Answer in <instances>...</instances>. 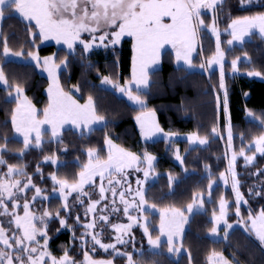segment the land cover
I'll return each mask as SVG.
<instances>
[{
    "label": "snow or ice",
    "instance_id": "snow-or-ice-1",
    "mask_svg": "<svg viewBox=\"0 0 264 264\" xmlns=\"http://www.w3.org/2000/svg\"><path fill=\"white\" fill-rule=\"evenodd\" d=\"M250 0H241V3H247ZM222 0H0V18L5 14V7L14 10L23 20L34 22L35 28L39 30V36L43 40L54 39L59 44L67 45L72 50L74 43L79 42L83 45L84 52H88L94 46L109 47L120 43L121 38L128 36L133 41V71L132 81L137 85V93L141 86H148V69L159 62L161 50L165 45H170L175 51L177 61H183L189 67L193 66V54L197 50L198 42L203 39L202 32L206 29L212 36L216 37V49L214 55L205 63L200 65L201 68H212L213 65H220V89H225V71L224 60L225 51L220 46V33L217 26V18L213 15L212 22L206 24L202 18V10H208L215 13L217 5ZM167 21V22H166ZM230 29L232 39L228 41L229 45L235 40H242L248 36L253 30H258L259 34L264 37V13H258L252 16H242L232 19L227 25L226 31ZM31 32V29H30ZM82 33H88L91 40L81 38ZM99 34V35H97ZM97 41L99 43L97 44ZM107 41V43H105ZM20 58L22 52H13L4 43L3 56ZM27 56L37 62L40 66V59L37 53L28 52ZM239 57L231 61V70L233 73L239 71ZM44 71L48 72L49 79L52 83L48 89L49 103L44 109L43 119L38 118L37 110L32 106L27 97L23 96V88L19 85L15 86L16 108L12 111L11 122L16 133L23 137L24 149L33 146L31 139L32 133H35V147H40L42 143V125L51 126V135L55 139L60 134V129L65 124H72L77 129H86L92 131L90 125L102 122L103 116L95 113L92 97L89 96L85 104L81 105L72 98L71 95L64 92L59 85L56 77L57 69L67 66L66 61L56 64L53 57H45L43 59ZM207 65V68H206ZM248 76H261V72L250 70ZM102 83L112 84L119 92L124 93L127 98L141 108L145 106V101L140 94H133L126 83L124 87L105 76ZM0 84L10 87L7 78L2 69H0ZM78 90V89H77ZM12 93L9 92V96ZM247 95V94H246ZM224 111L228 112V98L225 91ZM248 116H253L248 112ZM154 113H142L136 117L137 123L140 125L141 134L145 138H150L156 132L161 131L155 124ZM260 122L264 124V119ZM213 135L218 134V129H212ZM228 149L232 150L233 134L231 126H228ZM172 134H166L167 136ZM190 144L198 142L201 145L207 144V137H199L195 133L188 136ZM105 144L108 146V154L106 159L100 158L97 149L89 148L87 150L88 161L84 163L78 178L75 182L70 183L66 179H60L55 173L51 174L53 182V194L59 192V199L63 202L61 208L56 210L55 216L45 208L42 214H37L31 210V205L38 199L50 200L52 196H42L43 190L33 184L31 176L26 177V181L16 179L17 176H25L23 167L16 165H7L6 172H0V264H113L112 259H94L87 250L91 237L92 252L96 251V246L104 252L112 250L114 256L126 257V264H140L139 261L133 259L130 252H121L117 248V244L127 245L129 240L124 237L128 236L133 224L139 223L141 217H135L130 214V210L138 213H144L149 209H154L155 205H147L145 199V190L143 180H137L138 187L133 190L131 185L125 187L127 177L125 170L135 168V171H143L145 180L148 179L153 172V161L155 157L148 153L144 154L143 161L136 154L126 151L114 145L108 137H105ZM254 145L255 152L247 155L246 150L242 147L238 153L243 157L245 166L251 165L255 160V154L264 155V134L255 137L251 144L247 146V151L252 150ZM3 146L0 145V151ZM23 152V150H22ZM227 158V156H226ZM51 160L52 164H57L54 157H45V160ZM176 159L183 162L177 153ZM237 153L233 154L228 162L227 173L232 178V190L235 194V215L241 217V204H247L243 195L239 191V181L235 171V162ZM146 163L147 168H141L139 165ZM6 161L0 155V165H5ZM207 167V166H206ZM39 172V167H37ZM260 174V170L255 173ZM100 178L99 199L92 200L91 193L85 190V186L95 189L94 178ZM111 177V178H110ZM117 177H123V180ZM174 177L169 176V184L171 185ZM220 179L227 184L226 173H220ZM107 180V184L104 181ZM215 181L209 177L208 188L211 190ZM35 189V194L31 201L27 199L26 193ZM252 191L251 189L249 190ZM111 192L112 200L110 204H106L99 209L100 213L105 211L118 212L116 198L118 196L119 203L123 205L124 215L130 221L129 224H113L111 227L117 233L114 237L115 243H104L101 240L103 229L94 231L97 224L95 213L98 211L97 206L107 199L106 193ZM72 193H76V204L83 205V197H89V202L85 208V216L93 214V219L89 223L83 225L85 232L81 234V248L83 251V260L77 261L69 255V250L65 249L59 257L55 256L48 248L49 237L47 233L48 222L51 219H59L61 228L68 227L66 219L60 216L61 211L71 215L75 205H70L68 198ZM256 195L261 193L257 192ZM211 192H209V196ZM131 197V200L128 199ZM23 199V214L20 215L17 209L21 207L20 200ZM138 201V202H137ZM203 208L205 201L202 196L194 194L193 202L187 206L189 213L194 211V206ZM229 202L223 197L219 200V215L214 210L211 217L212 228L211 234H216L218 226L223 223L225 225V236L227 229L233 227L228 223L226 216L228 214ZM7 218V219H4ZM99 221L105 224L109 222L108 215H99ZM39 222L42 227L37 226ZM76 222H80V217H76ZM188 222V218L184 212L177 208H169L160 210L159 233L155 239L149 233L146 224H139L143 229L144 235L148 237V244L152 248L161 247V237H167V245L169 253H179L181 247L176 245V239L183 231L184 225ZM241 223L245 231L255 235L256 239L264 246V208L258 213L253 214L251 210L248 213L247 220L241 218ZM59 231V229L57 230ZM43 239V243L40 239ZM75 239V235L73 236ZM134 240V237H131ZM191 264V257H189ZM208 264H230L222 253L213 252L208 257Z\"/></svg>",
    "mask_w": 264,
    "mask_h": 264
},
{
    "label": "rangeland",
    "instance_id": "rangeland-1",
    "mask_svg": "<svg viewBox=\"0 0 264 264\" xmlns=\"http://www.w3.org/2000/svg\"><path fill=\"white\" fill-rule=\"evenodd\" d=\"M251 7L259 8V10L256 12H253V13H252L253 9H250L251 12H249V13L243 12V14H242V12H240V10H242V9H247V8H251ZM225 10L229 14H226ZM202 12H203L202 18L205 20L206 24H210L212 22V18H213L214 14L217 18V26H218V30L220 33V46H221L222 50L225 51V60L223 62L225 74H227L229 76L235 75V74L248 76L247 75L248 71H242L241 72V70H239L236 73L232 72L231 61L233 59H236L237 57L231 56V54H229V53L231 50L241 47L246 41H250V40H252L254 43L258 44L257 48H261L264 51V37H262L259 34L258 30H253L250 35L243 37L242 40H235V41H233L232 45H229L228 41L232 39V36L230 35L231 30L228 29L226 31V29H227V25L231 22L232 19L239 18L242 16H252V15H256L258 13H264V0H250V2H247L244 4L241 3V0H227V3H225L224 10L222 13H213V12L208 11V10H202ZM216 12H217V10H216ZM8 13L16 16L18 19H20L22 22H24L26 24H29V23L34 24V22H29V21L23 20L22 17L19 16V14L14 12V10L9 9ZM239 13H241V14H239ZM1 20H2V18H0V26H1V22H2ZM221 20H222L223 26L220 25ZM34 26H35V24H34ZM0 33H1V31H0ZM36 33L39 36V30L38 29H36ZM206 33L209 34V37H210V38L208 37V41H209L208 46H209V48H211V52L208 53L207 56L205 55V53H202L203 52L202 48H201L202 41H199L198 45H197V50L193 54V55H195V54L199 53L200 57L203 59L202 63H205V64H206V61L214 55L215 49H216V37L212 36L210 32H207L206 29L202 33L203 36L206 35ZM83 35L84 36L86 35L88 38H90L88 40H91V36L88 33H82L81 36H83ZM122 38H129L132 41V38L128 37V36H125ZM2 40H3V42H5L4 37ZM88 40L86 39V41H88ZM211 41H212V43H211ZM8 43L7 44H8L9 49L13 52H17L16 49L18 48L17 46L19 45L18 41H14V42L8 41ZM98 43L99 42H97V44ZM47 44H54L55 47L63 48V49H65L66 52H71L73 50V49L72 50L68 49L67 45L63 44V42L58 44L56 42V40H54V39L43 40L39 36L38 44L35 47L34 51H32L34 53H37L39 56V59H40V66L39 67H37V62L34 60H31V58H29L28 56H21L20 58H16V57H13L10 55V56L5 58L3 56V50H2V55H1L2 57L0 56V69L3 70V72L7 78V81H8V85L10 87H6V86L0 84V88H2L4 90V92H2L0 94V100L13 102V104L11 106V115H12V111L16 108V93L14 91V88L17 85L13 84L14 81H13V79H11L9 77L8 72H7V66L3 65V62H5L7 60H12L14 62H19V63L33 64L34 66H36L37 71L46 79V86L44 89L45 103L42 107L36 106L33 103V101L31 100V98L26 96L24 91H23V96L27 97V99L31 102L32 106L37 110L38 118L43 119L44 109L47 108L48 103H49L48 89H49L50 84L52 83V81L49 79L48 72L44 71L43 59L45 57L51 56L54 58V61L56 64H60L61 61H65L63 59L56 61L54 53L47 54V55L39 54L37 51V48L40 46H43V45H47ZM75 44H79V42L74 43V46H75ZM132 44H133V41H132ZM168 46H170V45H168ZM93 48H97V46H94ZM171 49H172V47H171ZM132 50H133V45H132ZM172 51H173L172 52L173 54L169 53L168 56L173 57V59H174L173 65L176 67V70H174L171 73V79L168 82V84H170V85L181 84L184 87L189 86L191 88L196 87V85L199 83L200 78L194 77L195 75L190 74V73L197 71V69L201 68V67L199 65L197 66L195 64H193L192 67H189L182 60L177 61L175 51L173 49H172ZM239 58L242 61L247 60V58L244 55H240ZM132 62H133V58H132L131 63ZM206 68H207V65H206ZM61 70H64V66L57 69V71H56V77L59 81L60 88L64 92L71 95L72 98L77 101V103H79L81 105L85 104L88 100V97H89L88 94H86L87 95L86 98H84L83 100H80L78 98L79 93H78L76 86L69 87V91L65 90L62 87L61 81L59 79L60 78L59 74H60ZM184 70H185V73H184ZM201 70L203 71L205 76L209 72L214 71L215 73L213 74V76L215 78H218V80L220 79V65L219 64L213 65L212 68H208L207 70H205V68H201ZM256 71H258V70L256 69ZM131 72H132V68H131ZM248 77L256 78V79L264 81V75L263 74L259 77H256V76H248ZM103 78L101 79V81L99 83V86L101 88H104V89L109 90V91L112 90L113 95L115 97L122 99L124 101V103H126L128 106H131L132 108H134V110L136 109V113L132 116L135 128L138 132V137H139L136 142H137V146H139V144L143 145V146H141V148L137 149L136 151H132L130 147L129 148L124 147L123 145H121L120 143H118L115 140L116 134L111 133V132H108L105 134V132H107L109 130L107 128V125H109V124L111 125L113 123V120L111 121L109 119L111 117V115L113 114V112H108L107 115L105 113H102L101 110H102L103 106L102 107L100 106L98 108L97 103H95L94 98L91 96L92 100H93V105H94L96 115L103 116L104 120L102 122L90 125V127L92 128V130L102 129L103 130V137L99 138L100 139L99 142L97 139L96 144L93 143L90 147L82 149L81 152L75 151V149H73V151H75L74 152L75 158H73L71 161L74 162L77 165V167H73L71 170V169H68V167L66 166L67 170L65 169L66 171L64 170L62 172L61 168L58 167V165L61 164L62 162H60L61 160L58 159L60 157L56 156L57 153H55L56 149L54 146H52L51 148H49V146H43L42 147L44 153L43 154L41 153V155H40L41 159H39V161L35 167V162L37 160V156H35L33 151H32L35 148V146H34V144H35V139H34L35 133H32L31 139L33 140V146L28 148V149L31 148L30 149L31 150V153H30L31 157L28 161V165H23V163L21 161H16L15 163L11 162V165H16L17 167H23L24 173L26 174L25 176H17L15 178L21 179L22 181H26L27 176H31L30 174H32V176H33V168L34 167H35L34 174H38L36 170H37V167H39V171L41 173L40 178H43V180H41V182L38 183L37 179L35 180L32 177L33 184H35L37 187H39L43 190L42 196H48V193L50 191H53V182L50 178L51 174L55 173L58 176V178L66 179L70 183L75 182L76 179L78 178V173L80 172L83 164L87 163V161H88L87 150L89 148L97 149V152H98V155L100 156V158H102V159L107 158L108 146L105 144V137L106 136L108 137V139H110L112 141V143L114 145L118 146L119 148H123L126 151L132 152V153L136 154L137 156H139L141 158V161H143L145 153L150 154L151 156L155 157V159L153 161V172L150 173L148 179L145 180L143 171L137 172V171H135V168H129V169L125 170L127 182L125 183L124 186L127 187L128 185H131V188L133 190H135L138 187V185L136 183L138 179L145 181L143 187L145 190V199L147 201V205H155V208L149 209L148 211H146L142 214L138 213L135 210H130V214L132 216H135V217H141L142 216L143 218L139 219V223L133 224V227L131 228L128 236L124 237L126 240H129V243L127 245L117 244V248L121 252L126 251V252L132 253L133 259L136 261H139L140 264H159V262H165V264H185V259L182 258L183 256H181L182 252H185L186 254H188V250H187L188 246H190L191 252H192V249H200L201 248V245L194 242V241H191V238L189 240H185V242H183L184 241V232H185V229L187 228L188 222L184 225L183 231L181 232L179 237L175 238L176 239V245L178 247H181V251L179 253H169L168 252V250H167L168 245H167V237L166 236L161 237V241H162L161 247L152 248L148 244V237L144 235V231L139 226V224H146L148 229H149V233L151 234L152 238L155 239L156 236L160 235V233H159L160 210L169 209V208H177V209H180L184 212V215L188 218V221H189L191 215L195 212H204V211L208 212L207 220L209 219L208 221L210 222V225L212 228V226H213L211 223L212 213L215 210L217 215H219V200H220L221 196H223L225 198V190H229V192H230V197L234 203V212H235L236 203H235V194L232 190V178H231V175L229 173H227L228 162H229V159L231 158V156L233 154V151L235 153H237V159L235 162V171L237 173V179L239 181V189L243 188L245 186V191H246V194L249 198V200L245 199L248 202L247 204L253 205L254 202L256 204L258 201L264 200V161H262V163L258 164L256 167H253V163L255 162V160L251 165L245 166V161H244L243 157L238 155V153L242 147L245 148L247 155H252L255 152L254 145L252 146L251 151H247V146L251 144L252 140L255 137H258L259 135L264 134V124H262L260 122V119H256V116H255V118L252 119L253 121L250 120V122H254L255 125H253V127H251V128H249V126H247V129H245V131L246 132L249 131V132L246 135H244L243 133H240L241 135L240 134H239V136L236 135L238 137H233L232 150L228 149V133H226V137L223 136L224 130H222V128H220V126L218 124H216V128L218 129V134H216L217 140H213V141L210 140L209 141V136H208L209 142L205 145H201L198 142L190 144L188 141V136L195 133L197 136L203 137L201 134H207L208 129L210 128L211 124L213 122H217V116H218L219 109H224V107L221 106V98L218 97L219 94L217 93L216 102H215L216 103L215 116L204 114L205 108H203V106L201 105V104H203L202 100H199L197 102V109L192 107V106L196 107V105L194 103H192V104L186 103L185 107H183V109L181 110L183 112L190 113V114L197 117V119H196L197 131L182 133V132L161 130L159 132H156L150 138H145L141 134V128H140V125L136 121V117L140 116L142 113H149V112L154 113L152 108L147 106L146 101H147L148 97L142 93L148 92L150 90L149 91V92H151L150 95H153V94H159L162 91L161 86H159V88H158L157 87L158 85H155L154 89H153V87L150 84L152 82V78H153V80L155 79V76L150 77V74H148V86L147 87L141 86L139 89V93H137V85L135 83L134 84L131 83V76H130V79L124 83V84H126V83L128 84V88L133 92L134 95L135 94L141 95V98L145 101V106L143 108H141L139 105H136L133 102H131L124 93L119 92L116 88L113 87L112 84L102 83ZM157 79L158 78H156L155 81ZM205 80H206V84L208 85L209 89L211 91L216 92V89L214 87L215 85H213L211 83L210 78L206 77ZM113 83H115V82L113 81ZM18 84H20V83H18ZM22 86H20V87H22ZM124 86L125 85H122L120 87H124ZM9 92L12 93L11 96H9ZM105 102L107 104L106 100H105ZM189 102H194V100L193 101L189 100ZM183 112H181V113H183ZM258 114H256V115H258ZM11 115L9 118V125H8L9 128H7L8 132L5 131V129L0 128V134L1 135L4 134L3 135L4 138L2 139L3 143H0V145L3 146L2 151L7 150L8 152H10L12 154H16V155L21 156L23 154L22 150L23 151L25 150L24 144H23V137L20 136L18 133H16L15 130L13 129L12 122H11ZM257 117L264 119V116H257ZM152 119H154L155 124L158 125L156 117H155V113H154V117H152ZM41 129H42V144H44L46 142H55L56 143L60 137L61 132L65 129H70L72 131L77 132L78 134L79 133L86 134V135L89 134V131L86 129H83V130L77 129L72 124H65L60 129L59 136L56 137L55 139H53L52 135H51V126L50 125H42ZM210 129L212 130L213 128L211 127ZM235 131H237V132H235ZM238 131H240L239 128L233 127V132L238 133ZM166 134H172V135H169L166 138ZM204 136L207 137V135H204ZM7 138H11L12 141H10V142L5 141V140H7ZM242 138L246 141H243ZM157 140L164 141V143H165L164 149L168 152V155L170 156L172 163L176 166L177 169H174L173 171L168 170V169L161 170L159 168L160 164L157 162L158 157L156 155L150 153L149 151H147V148L144 146V143H151V142H154ZM243 142L245 143V145L243 144ZM55 143H52V144H55ZM34 151H36V150H34ZM177 153L180 155V157L183 161L182 163L180 160L176 159ZM226 156H227V158H226ZM262 156H264V155H262ZM40 157H38V158H40ZM45 157H54L57 160V164H52L50 159L46 161ZM255 157H260V154L256 153ZM261 158H264V157H261ZM8 163H10V162H8ZM40 163H42V165ZM47 164H51L52 168L51 169H48V168L43 169L44 165H47ZM139 166L142 169L147 168L146 163H141ZM30 167L32 169H30ZM258 170H260V174L256 175L255 173H257ZM6 171H7V169L3 165H0V172H6ZM221 172L226 173L227 184L224 182V180L220 179V173ZM187 175H191L190 184L187 185V187H189V189H190L189 190V196L186 195V193H184V192L179 193V196H178V194H176V193L179 191L180 185L175 186V184L179 181V179L181 177H185ZM169 176L175 178L172 181L171 185L169 184ZM209 177H211V179L213 181H215V184L213 185V188L211 190L208 188ZM117 178H120L123 180V177H117ZM247 180H250L249 184L245 183V181H247ZM94 182L96 185L95 189L90 188L89 186L86 185L85 190L89 191L91 193V199L92 200H98L99 199V185L101 183L100 178L95 177ZM104 184L105 185L107 184V180L104 181ZM242 185H243V187H242ZM250 189L252 190L251 192L249 191ZM173 190H174V192H173ZM209 192H211L210 196H209ZM257 192H259L261 194L256 195L255 193H257ZM34 194H35V189L28 191L26 193L27 199L29 201H31L32 196ZM194 194L197 196H202L205 203H204L203 208H199L198 207L199 201H197V206H194V211L192 213H189L187 210V206L193 202ZM76 195H77L76 193H72V195H70L68 198L69 204L75 205L72 209L71 215H69L67 212L61 211L60 216L64 219H66L68 226H70L69 230L71 232L72 238L75 235V239H73L75 241V244L73 245V242H72V244H70L69 249H68L69 255L72 256L71 250L75 251V253L77 255L72 256V257L77 261H82L84 249L81 248L80 237H81V234L85 232L83 225L85 223L91 222V220L93 219V214H88L87 216H85V208L88 205L89 197H87V196L83 197L84 204L79 205V204H76V200H75ZM105 195H106L107 199L102 201L97 206L98 211L95 213V215L97 217V224H96V228L94 229V231H100L101 229H103V234L101 236L102 242H104V243H115L114 237L117 233L113 230L111 225H113V224H125L126 225V224H129L130 221L124 215L123 205L119 203L118 196L116 198L117 207L120 209L118 212H111L110 210L105 211L103 213L99 212L100 208H103L106 204H110V202L112 200L111 192H107ZM49 196H52V198L50 200H42V199L38 198L31 205V210L36 212L37 214H42L44 209L47 208L52 213V215L54 217L56 210L61 208L62 203H63L59 199L58 186H57V191L55 192V194L52 193L51 195L49 194ZM176 196H178L177 200H176V198H177ZM159 197H162V198L160 199ZM128 199L131 200V197H128ZM226 200L228 202H230V200H228V199H226ZM211 201H213L212 202L213 204L211 203L210 206L206 204V202L210 203ZM23 202H24L23 199H21L20 200L21 207L17 209V212L20 215L23 214V208H22ZM247 204H244V207L246 208V210L248 209ZM263 204H264V202H263ZM255 206L256 207H255V213L254 214L258 213L261 210V206L259 204L255 205ZM251 208L254 211V206H251ZM229 210H232V209H230V208L228 209V214L226 216L228 223L232 224L233 227L239 226L242 229H244L242 224L238 223V221L241 220L242 216L237 217L236 215H234V212H230ZM99 215H108L109 216V222L107 224H105L103 221H99L98 220ZM232 215L235 218H233V220L230 221L231 218H228V216H232ZM77 216L80 217L79 223L76 222ZM247 216H248V214H246V215L244 214L243 220L246 221ZM4 219H7V218H4ZM37 226L42 227V225H40L39 222H37ZM60 227L61 226L59 223V219H51L48 222L47 229L49 228L50 230H53V232H55L54 230H58ZM231 229H227V235L231 231ZM206 235L208 236L209 239L214 240V241L220 240V239H225V237H226L225 236V225L223 223H221L218 226V231L216 234H211L209 231L206 233ZM250 235H252L256 239L254 234L250 233ZM131 237H134L135 239L132 240ZM87 239L89 240V244L87 245V250L89 251L90 255L93 256L94 259H112L113 264H126V257L114 256L112 254L111 249H109L108 252L106 253L102 249H99L98 246H96V251L92 252V245L90 243L91 237H87ZM59 249L63 250V252L65 250L61 245L59 246ZM218 253H221V252H218ZM160 254H162V255L160 256ZM226 258L227 259L232 258L233 262L236 261L232 253H229V257L226 256ZM207 261H208V258H207ZM207 264H208V262H207Z\"/></svg>",
    "mask_w": 264,
    "mask_h": 264
},
{
    "label": "trees",
    "instance_id": "trees-1",
    "mask_svg": "<svg viewBox=\"0 0 264 264\" xmlns=\"http://www.w3.org/2000/svg\"><path fill=\"white\" fill-rule=\"evenodd\" d=\"M225 3H227V0H223L222 3L216 7L217 12L215 10V13H222ZM250 9H253L252 13L259 10V8L251 7L242 9L240 12H242V14L243 12L249 13L251 12ZM8 11L9 9L5 7V14L1 20L0 56L2 55L4 43H8V41H18L19 45L17 46L18 48L16 51L22 52V56H27L28 52L34 51L39 41L36 28L34 24H26L16 16L9 14ZM225 12L226 14H229L226 10ZM222 24L223 23L221 20L220 25ZM3 37L5 42L2 40ZM208 37L209 34L206 33V35H204L203 39L201 40L202 53H205L206 56L211 52V48L208 46ZM81 38L84 40L90 39L86 35L81 36ZM105 43H107V41ZM257 45L258 44L250 40L246 41L241 47L230 51L229 54H231V56L239 57L240 55H244L247 58L246 61L239 60L238 62V69L241 70V72L257 69L264 75V51L261 48H257ZM37 51L41 55L54 53L56 61L63 59L67 62V66H64V70H61L59 74V79L61 81L62 87L65 90L69 91V87L76 86L79 93L78 98L80 100L86 98V94H88L94 98L98 108L103 106L101 110L102 113L107 115L108 112H113L109 118L111 121L113 120V123L111 125H107L109 130L105 132V134L108 132L116 134L115 140L124 147H130L132 151H136L137 149L141 148V146H143L140 144L137 146L136 142L139 137L132 118V116L136 113V109L134 110V108L124 103L122 99L115 97L112 90L109 91L99 86L101 79L105 76L109 77L119 86L125 85L124 83L130 79L132 41L129 38H121L120 43L115 46H109L107 48H92L88 52H84L83 46L81 44H75L71 52H66L63 48H57L54 44L40 46L37 48ZM169 53L170 52H167L162 55L159 68L150 73V77L155 76V79L158 78L156 81L155 79L153 80L154 77L152 78V82L150 83L151 86L153 89L155 85H158V88L161 86L162 91L159 94L153 95H150V90L148 92L142 93L148 97L146 101L147 106L151 107L154 111L157 123L161 130L182 133L197 131V117L190 113L181 111L183 107H185V104L194 103L196 107H192L197 109V102L202 100L203 104L201 105L203 108H205L204 114L215 116L216 95L217 93L219 94L218 97L221 98V106L224 107L225 91L227 92L228 98V112L226 114L224 109H219L217 122H213L210 128H214L216 127V124H218L220 128L224 130L223 136L226 137L227 129L230 125L233 137H238L240 133L246 135L249 132L248 130V132L245 131L247 126L251 128L253 125H255V123L250 122V120L253 121L252 119L255 118V116H264L263 80L240 74L230 76L225 74L226 87L225 89H220V79L218 80V78L213 76L215 73L214 71L209 72L205 76L201 68H198L197 71L190 73L194 74V77L200 78L196 87H184L181 84L170 85L168 82L171 79V73L176 70V67L173 65V57L168 56ZM202 61L203 59L200 57L199 53L193 55V64L200 66ZM3 65L7 66V72L9 77L13 79V84L20 86L23 85L22 87L25 95L30 97L36 106L42 107L45 103L44 89L46 86V79L37 71L36 66L29 63L14 62L12 60L3 62ZM206 77H209L211 83L215 85L214 87L216 92L209 89L208 85L206 84ZM2 92H4V90L0 88V94ZM105 100L107 101V104ZM189 100H194V102H189ZM12 104L13 102L11 101L8 102L0 100V128L5 129L7 132V128H9L8 125ZM248 112H251L253 116H248ZM233 127L239 128L240 131H238V133H235L237 131L233 132ZM210 128L208 129L207 134L201 135L203 137H205L204 135H207V138L209 136V141L217 140L216 134L213 135ZM3 135L4 134H0V143H3ZM101 137H103L102 129H94L89 132L88 135L82 133L78 134L77 132L70 129H65L61 132L56 143H41L42 145H40V147L34 148L36 151L32 150L34 155L37 156L35 167L39 159H41V153H44L42 147L49 146V148H51L54 146L56 149L55 153H57L56 156L60 157L58 159L61 160L60 162H62L58 165V167L61 168L62 172L65 169L67 170L66 166L68 169L72 170L73 167H77V165L71 161L73 158H75L74 152H81L82 149L90 147L93 143L96 144L97 139L99 142V138ZM242 140L246 141L243 138ZM5 141L10 142L12 139L7 138ZM164 144V141L157 140L151 143H144V146L147 148V151L158 157L157 162L160 164L159 168L161 170L168 169L173 171L177 168L172 163L168 152L164 149ZM243 144L245 145L244 142ZM30 149L24 150L21 156L12 154L7 150L0 151V155H2L3 159L6 161V164L3 166L7 169V165L11 164V162L15 163L16 161H21L23 165H28V161L31 157ZM73 149H75V151H73ZM261 157L264 156L260 155V157L255 158L253 167H256L258 164H261L262 161H264V158ZM40 164L42 165V163ZM35 167L33 168V176L32 174H29L35 180L37 179L38 183H40L43 178H40V171L38 172L36 170L38 174H34ZM44 168L51 169L52 165H44L43 169ZM30 169L32 168L30 167ZM190 177L191 175L181 177L175 184V186L180 185L179 191L176 193L178 196L179 193L182 192L189 196L190 189L187 187V185L190 184ZM249 182L250 180L245 181V183L248 184ZM239 191L243 195L244 199L249 200L245 191V186L240 188ZM52 193L53 191H50L48 196ZM178 196H176V200L178 199ZM159 198L161 199L162 197ZM225 199L230 200L229 208L232 210L229 211L234 212V203L230 197L229 190H225ZM212 202L213 201L210 203L206 202V204L210 206ZM263 202L264 200L258 201L256 204L254 202L253 205L247 204V210L244 207V204H242V218L243 215L248 214L250 210L254 214L256 207L255 205L257 204L261 206V209L264 208ZM251 206H254V211L252 210ZM207 214L208 212L206 211L195 212L191 215L187 223L183 242L191 238V241L200 244L201 248L192 249L191 252L190 246H188V254L185 252H182L181 254V256H183L182 258L185 259V264L189 263V257H191V264H207V258L213 252H221L225 258L226 256L229 257V253H232L236 260L234 262H237L238 264H264V250L254 243L247 233L239 226H234L225 239L216 241L209 239L206 233L211 230V225L208 221L209 219L207 220ZM228 218H231L230 221H232L235 217L232 215L228 216ZM69 229L70 226L65 228L60 227L59 231L54 230L55 232L49 228L47 229L49 237L48 248L57 257L63 254V250L59 249L60 245L64 249L68 250L72 242L73 245L75 244ZM38 239H40V242L43 243L42 238L39 237ZM71 253L72 256L77 255L75 251L71 250ZM161 255L162 254H160V256ZM231 260L233 261L232 258ZM159 264H165V262H159Z\"/></svg>",
    "mask_w": 264,
    "mask_h": 264
},
{
    "label": "crops",
    "instance_id": "crops-1",
    "mask_svg": "<svg viewBox=\"0 0 264 264\" xmlns=\"http://www.w3.org/2000/svg\"><path fill=\"white\" fill-rule=\"evenodd\" d=\"M133 45V44H132ZM167 52H170V53H172L173 51H172V49H171V46H168V45H165V47L161 50V54H160V58H159V62L157 63V64H155V65H153L151 68H149L148 69V74H150L152 71H154V70H157L158 68H159V65H160V62H161V57H162V55L163 54H165V53H167ZM173 54V53H172ZM133 55H134V53H133V50H132V58H133ZM174 60V59H173ZM131 68H132V71H133V62L131 63ZM131 81H132V72H131ZM132 84H134V82H131ZM252 236V235H251ZM253 237V236H252ZM254 238V237H253ZM253 241H257L258 242V240L257 239H253ZM260 244V243H259ZM227 259V258H226ZM227 260H231V258L230 259H227ZM230 264H238L237 262H233L232 260L230 261Z\"/></svg>",
    "mask_w": 264,
    "mask_h": 264
}]
</instances>
